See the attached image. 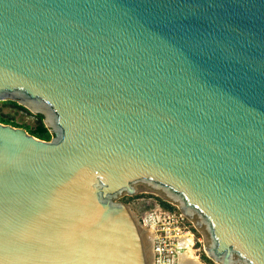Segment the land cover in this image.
<instances>
[{
  "label": "water",
  "instance_id": "water-1",
  "mask_svg": "<svg viewBox=\"0 0 264 264\" xmlns=\"http://www.w3.org/2000/svg\"><path fill=\"white\" fill-rule=\"evenodd\" d=\"M0 102V264H154L137 192L264 264V0H0Z\"/></svg>",
  "mask_w": 264,
  "mask_h": 264
},
{
  "label": "rangeland",
  "instance_id": "rangeland-1",
  "mask_svg": "<svg viewBox=\"0 0 264 264\" xmlns=\"http://www.w3.org/2000/svg\"><path fill=\"white\" fill-rule=\"evenodd\" d=\"M0 121H2V124L22 128L29 134L34 133L40 128L47 131L41 118L30 114L28 111L17 109L14 106L9 105L7 102H0ZM121 201L129 207L137 218L146 212L158 211L161 208L166 212H178L177 208L163 201L159 196L148 192H137L134 196H126L122 198ZM164 205L171 208H166ZM188 229L190 230L188 231L187 236L188 238L190 236L192 239L191 249L193 250V256L198 258L199 262L202 264H216L204 251L201 233L196 231L191 223L189 224ZM185 251H187V249L183 248L180 252L185 253Z\"/></svg>",
  "mask_w": 264,
  "mask_h": 264
},
{
  "label": "built area",
  "instance_id": "built-area-1",
  "mask_svg": "<svg viewBox=\"0 0 264 264\" xmlns=\"http://www.w3.org/2000/svg\"><path fill=\"white\" fill-rule=\"evenodd\" d=\"M138 219L154 233V264H175L177 254L182 250L178 246L187 237L190 222L179 211L171 213L162 208L146 212Z\"/></svg>",
  "mask_w": 264,
  "mask_h": 264
},
{
  "label": "bare ground",
  "instance_id": "bare-ground-1",
  "mask_svg": "<svg viewBox=\"0 0 264 264\" xmlns=\"http://www.w3.org/2000/svg\"><path fill=\"white\" fill-rule=\"evenodd\" d=\"M144 228H145V231L152 234V240H153L154 233H153L152 229H148L146 227H144ZM191 246H192V239L190 236H189V238L187 236L186 238H184L182 240V242L180 243V245L178 247H179V249L186 248L187 251H185V253L184 252L181 253L180 251L178 252L177 264H202L199 262L198 258L193 256V250L191 249Z\"/></svg>",
  "mask_w": 264,
  "mask_h": 264
},
{
  "label": "trees",
  "instance_id": "trees-1",
  "mask_svg": "<svg viewBox=\"0 0 264 264\" xmlns=\"http://www.w3.org/2000/svg\"><path fill=\"white\" fill-rule=\"evenodd\" d=\"M7 103H8L9 105H11V106H14V107L17 108V109H21V110H23V111H27V110H25L24 108L18 106L17 104H15V103H13V102H7ZM38 117L41 118V116H38ZM41 119H42V118H41ZM0 122L2 123V121H0ZM31 135H33L34 137H36V138H38V139L44 140V141H48V140H49V137H50L49 133H48L45 129H43V128L38 129V130L35 131L34 133H31ZM164 206H166V205H164ZM166 208H171V207L166 206Z\"/></svg>",
  "mask_w": 264,
  "mask_h": 264
},
{
  "label": "flooded vegetation",
  "instance_id": "flooded-vegetation-1",
  "mask_svg": "<svg viewBox=\"0 0 264 264\" xmlns=\"http://www.w3.org/2000/svg\"><path fill=\"white\" fill-rule=\"evenodd\" d=\"M177 259H178V257H176V260H175L176 263L175 264H177Z\"/></svg>",
  "mask_w": 264,
  "mask_h": 264
}]
</instances>
